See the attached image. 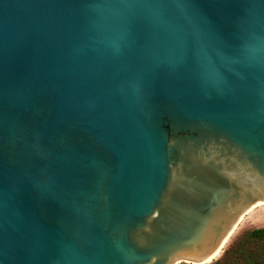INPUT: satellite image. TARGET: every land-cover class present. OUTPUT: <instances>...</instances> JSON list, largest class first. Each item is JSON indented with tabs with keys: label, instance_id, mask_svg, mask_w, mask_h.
<instances>
[{
	"label": "water",
	"instance_id": "1",
	"mask_svg": "<svg viewBox=\"0 0 264 264\" xmlns=\"http://www.w3.org/2000/svg\"><path fill=\"white\" fill-rule=\"evenodd\" d=\"M264 202V0H0V264H210Z\"/></svg>",
	"mask_w": 264,
	"mask_h": 264
},
{
	"label": "trees",
	"instance_id": "2",
	"mask_svg": "<svg viewBox=\"0 0 264 264\" xmlns=\"http://www.w3.org/2000/svg\"><path fill=\"white\" fill-rule=\"evenodd\" d=\"M211 264H264V226L245 231Z\"/></svg>",
	"mask_w": 264,
	"mask_h": 264
},
{
	"label": "rangeland",
	"instance_id": "3",
	"mask_svg": "<svg viewBox=\"0 0 264 264\" xmlns=\"http://www.w3.org/2000/svg\"><path fill=\"white\" fill-rule=\"evenodd\" d=\"M263 219H264V206L258 208L253 214L246 215L244 220L239 225L238 229H236V231L234 232V234L232 235V237L228 241L227 245L224 246V249L222 250L221 255L223 254L224 250L227 249L245 231L251 230L253 228L263 227L264 223L263 222L259 223V221H261Z\"/></svg>",
	"mask_w": 264,
	"mask_h": 264
},
{
	"label": "bare ground",
	"instance_id": "4",
	"mask_svg": "<svg viewBox=\"0 0 264 264\" xmlns=\"http://www.w3.org/2000/svg\"><path fill=\"white\" fill-rule=\"evenodd\" d=\"M264 206V202H257L256 204H254L251 208H249L238 220V222L235 224V226L233 227V229L231 230L230 234L227 236V238L225 239V241L223 242V245L221 247V249L219 250V252L217 254H215V256L213 257V261L215 259H217L221 253L222 250L224 249V246L227 245L228 241L230 240V238L232 237V235L234 234V232L236 231V229H238L239 225L241 224V222L244 220V218L246 217V215L249 214H253L258 208ZM264 223V219L259 221V223Z\"/></svg>",
	"mask_w": 264,
	"mask_h": 264
}]
</instances>
